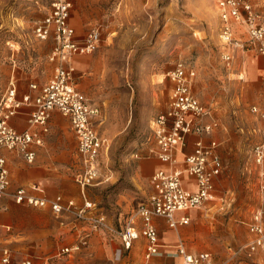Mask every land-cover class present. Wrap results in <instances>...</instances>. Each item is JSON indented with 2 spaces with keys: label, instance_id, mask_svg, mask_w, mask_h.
Wrapping results in <instances>:
<instances>
[{
  "label": "rangeland",
  "instance_id": "374dc122",
  "mask_svg": "<svg viewBox=\"0 0 264 264\" xmlns=\"http://www.w3.org/2000/svg\"><path fill=\"white\" fill-rule=\"evenodd\" d=\"M217 1L73 0L71 20L79 38L96 28L101 32L99 47L74 55L72 62L76 86L101 110L98 129L107 145L101 153L102 175L94 184L101 183L86 187L85 193L96 203L95 211L106 216L108 226L92 230L88 219H77L73 213L58 217L49 206L26 202L10 221L17 262L23 257L34 264L145 262L142 251L115 257V242L123 226L132 218L137 221L138 207L149 193L140 162L158 152L153 121L168 110L173 88L168 74L183 62L196 70L193 91L212 106L219 123L214 133L203 137L217 141L223 170L218 195L189 211L191 222L180 227V236L192 251L212 252L217 264H264V250L251 253L248 248L253 234L249 225L263 206L254 147L263 139L264 120L251 109L262 100L264 57L246 46L236 50L230 63L223 58ZM251 1L264 10V0ZM49 3L0 0V116L11 82L22 96L31 83L49 81L60 63L51 59L54 36L42 40L35 34L37 23L49 13ZM236 25V37L247 40L246 27ZM76 56L84 61L76 62ZM82 167L76 157L68 198L77 205L85 202L77 181ZM11 199L6 196L4 202ZM66 247L71 250L63 252Z\"/></svg>",
  "mask_w": 264,
  "mask_h": 264
},
{
  "label": "built area",
  "instance_id": "2783aa9c",
  "mask_svg": "<svg viewBox=\"0 0 264 264\" xmlns=\"http://www.w3.org/2000/svg\"><path fill=\"white\" fill-rule=\"evenodd\" d=\"M50 10L47 16L37 23L35 34L45 40L54 36L56 47L51 59L60 61L54 76L41 88L39 95L34 99L30 95L23 100L16 97V89L10 88L3 99L4 112L0 116V201L8 193L10 185L9 170L6 158L2 155L4 148L20 152L29 162L36 156L31 145L41 144L39 133L33 131L35 126L48 130V121L54 110H59L71 120L72 129L79 142V156L82 170L78 173L77 181L80 184L85 202L77 207L73 200L64 202L61 196L54 199L29 194L26 189L20 188L14 193L18 203L27 202L34 206H49L58 216L74 214L77 219L90 220L92 230L107 227L106 216L96 212V204L86 197V187L93 185L100 177L101 153L107 145L96 127L101 110L95 105L75 83V66L72 58L76 54H89L100 45L101 32L93 29L83 41L77 39V31L71 24L73 2L71 0H50ZM220 13L219 35L224 48L223 58L231 62L238 49L244 50L250 46L264 55V13L258 11L251 0H218ZM246 27L248 39L243 41L236 37L235 24ZM173 82L171 101L167 111L161 113L153 121V131L158 145V156L170 165L177 161L176 153L186 145L187 136L196 134L200 139L196 142L194 151L185 157L184 169H175L172 172L157 171L151 179L153 190L145 202L137 210L143 220V234L147 238L145 262L151 264L156 256L164 254L163 243L160 240L158 228L154 222L156 216L165 217L169 226L178 229L179 225L188 224L189 218H176L178 211L201 208L214 197L215 180L222 173L223 163L218 151V143L211 140L206 143L202 138L211 135L218 121H205V117L213 116L211 106L203 104L193 91V80L196 70L179 62L176 68L169 72ZM243 78V77H242ZM264 88V72L262 74ZM36 89L37 85H32ZM33 104L29 118V128L18 131L10 124V119L16 115L24 105ZM260 119L264 120V97L261 105H254L251 109ZM255 163L259 166V188L263 197V206L255 213L249 225L254 238L249 244V251L264 250V136L254 147ZM195 177L196 189H190L185 184L184 173ZM9 228V227H7ZM2 225L0 224V230ZM139 231L135 227H128L120 232L123 249L129 251L134 241L139 238ZM89 233L81 236L83 244H87ZM77 249L80 245L76 246ZM71 248H63V252ZM172 255L180 256L178 264H217L210 252L191 253L180 242ZM17 258L14 249L7 244L0 243V264H16ZM21 264H33L32 259H24Z\"/></svg>",
  "mask_w": 264,
  "mask_h": 264
},
{
  "label": "crops",
  "instance_id": "0c3cea01",
  "mask_svg": "<svg viewBox=\"0 0 264 264\" xmlns=\"http://www.w3.org/2000/svg\"><path fill=\"white\" fill-rule=\"evenodd\" d=\"M71 1L73 2V0ZM253 4L258 11L264 13V10L258 7L257 4L255 3ZM70 22L74 26V24L72 23V20H70ZM238 28L239 26L237 27V25L235 24L236 32ZM85 37H83V39L82 38L80 39L79 35L77 34V39L79 41H83ZM261 56L264 57V55H261ZM78 58L79 56L75 57L76 62H79L81 64V62H83L84 59L83 57L82 59H78ZM263 72H264V68H263ZM262 74H261V77H262ZM34 84L37 85L36 89L32 88V85ZM44 84L45 83L41 85H39L38 83H31L30 91L24 93V95L21 96L18 94L16 83L13 81L11 82L10 87L5 93V96L8 94L10 88H15L16 97L18 100H23L24 96L26 95H30L31 98L34 99L35 97L39 95L40 88ZM262 86H263V83H262ZM262 92L263 94H262L261 102L254 104V105H261V103L263 102L264 88H262ZM94 104L97 105L96 103ZM254 105H252V107ZM33 108H34L33 104L24 105L23 108L17 113L19 114V116L14 115L10 119L9 122L11 126H13L18 131H24L28 129L30 127L29 118H30ZM253 114L259 118L257 114L255 113ZM25 116H27V121H25ZM213 119H215L214 115L212 117H206L205 121H211ZM98 123H99V119H97L96 121L97 129H98ZM47 126H48L47 131H44L43 127L41 126H35L33 128V131L39 133V136L42 139L41 144L34 143L31 145V149L34 150L36 153V156L33 162H29L20 152L16 150H10V149L4 148L1 152L7 161L10 185L8 187V193L0 201V224L2 225V229L0 230V243L10 245L12 248L13 246L10 242L11 237H14V234H13L14 225L10 223V221L12 220V213H14L17 210L24 209L25 207L23 204H26V202L19 204L16 201L14 197V193L18 189L24 188L27 190L29 194H33L39 197H46L49 199H54L58 196H61L64 202H67L70 200H73L75 202L74 199H69L68 197H71V193H70L71 177L70 176H71V171H72V165L76 157H79V142H78L77 136L72 129L70 118L64 115L63 113H61L59 110H54L51 113V117L49 118ZM199 139L200 137L196 134H189L187 136L186 145L184 146L183 149L178 150L176 153L177 161L174 165H170L169 163L162 161L160 157L158 156V154L146 157L140 162V171L143 172L144 175L148 177L149 193L147 194V198L149 197L150 193L153 190L152 183H151L152 176L159 170L172 172L175 169H184L186 167L185 162H184L185 157L194 151L196 142ZM202 139L206 143L210 142L211 140H214V139L206 140V138L204 137ZM100 168H101L100 171L102 175V170H103L102 162H101ZM219 177L220 176H218L215 180V189H214L213 198H215L216 195H218L217 194V182L219 180ZM183 178L185 179V184L188 188L196 189L195 177L185 172L183 174ZM96 183L94 185H98L101 182L97 184ZM6 196H12V199L9 200L8 202H4V199L6 198ZM213 198L210 199L209 201L213 200ZM88 200L92 201L91 199H88ZM209 201L206 204H208ZM94 204L96 203L94 202ZM83 205H84V202L80 205H77V207H82ZM194 209H198V208H194ZM191 210L193 209L178 211L176 213V218L177 219H180L181 217L189 218V222H188L189 224L191 222V216L189 214V211ZM154 222L158 228L160 240L163 243L162 250L164 254L162 256H156L154 259H152L151 264H178L180 263L182 260L181 257L172 255L173 253L176 252L177 247L180 244V242H182L185 245L188 252H191V253L210 252L206 250L192 251L188 247L186 241L180 236V232H179L180 227L185 226L187 224L179 225L178 229H174L169 226V222L165 217H160V216H156L154 218ZM128 227H135L139 231V234H140L139 238H137L134 241L133 247L129 251H126L125 249H123V242H122L121 236H118L119 239L115 242V251H114L115 257L120 256L119 258H121V255H123L124 253H128V255L132 256L134 251L135 252L142 251L144 254V259H145V253H146L148 241H147L146 236L143 234L142 218L139 216L137 221L134 218H132L128 224L123 226L122 230H125ZM253 238H254V235L252 234L250 240L252 241ZM27 258L31 259L30 257H23L19 259V261L27 259ZM17 263L21 264V262H16V264ZM33 264H34V261H33ZM128 264H137V263L128 262Z\"/></svg>",
  "mask_w": 264,
  "mask_h": 264
}]
</instances>
